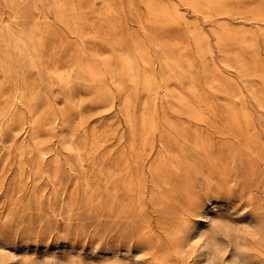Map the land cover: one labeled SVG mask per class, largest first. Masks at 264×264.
Wrapping results in <instances>:
<instances>
[{
	"label": "rangeland",
	"instance_id": "1",
	"mask_svg": "<svg viewBox=\"0 0 264 264\" xmlns=\"http://www.w3.org/2000/svg\"><path fill=\"white\" fill-rule=\"evenodd\" d=\"M147 1L123 0L124 11L121 15L123 30L128 28L131 35L152 43L151 47L146 48L151 54L150 66L139 64L140 74L149 70L158 82L160 74L168 73L161 58L176 57L178 49L170 43L163 47L154 45V41L158 42L163 38L168 41L179 40L181 47L188 49L189 55L194 59L190 76L181 78L179 83L170 80L168 95L161 91H157L155 95L146 92L140 85L130 83L124 74L115 83L110 82L106 76L100 89H105L108 95H116L112 105L99 96L100 89L95 83L83 77H75V71L72 72L74 77L67 84L58 85L53 79H45L40 84V95L34 103L31 119L41 122L49 116L47 111L65 116L68 120L66 125L62 126L59 119L53 122L54 134L50 146H57L59 131L62 134L73 132L71 148L60 149L57 164L53 162V154L50 153L46 174L35 173V178L27 179L25 189L20 190L15 186V154H10L3 170L1 158L5 152L2 148L4 141L5 145L10 146L21 139L19 137L15 142L8 140L9 133L0 135V174L3 178L0 189V264H154L147 246L148 241L159 236L162 245L156 256L170 253L167 250L169 246L165 245V232L172 221L184 225L182 253L157 264H207V238L210 235H214V246L218 245V249L221 247L224 250L219 264H234V260L243 264H264V247L257 236L252 235L251 230L258 215H264V110L254 101L255 93L264 90L262 79L258 75L264 65L260 64L254 74L251 69L243 72L234 67L221 66L220 58L225 59L234 52L235 47L230 46L223 52H218L212 24L226 23L227 18L218 17L211 22L205 15L193 13L182 0H150L157 4L176 3L185 14V20L180 23L153 28L146 22ZM74 2L81 11L91 8L96 12L86 15L87 21L83 24L84 42L80 43L75 33L65 30L69 40L87 51H97L102 57H120L128 51L133 54L132 44H114L112 40L115 34H108L100 22L99 11L108 4L115 5L116 0ZM155 8H159V5ZM230 22L235 27L255 31L256 46L264 63V33L260 26L254 21L244 22L236 16ZM195 24L209 35L213 54L200 51L201 47L192 42L190 30ZM116 35L120 33L117 32ZM237 37L240 39V35ZM187 42L190 43L188 46ZM245 58L251 62V49L248 47L245 48ZM213 61L226 75L244 86L245 105L251 113L253 123L247 129L248 137L238 135L226 127L224 104L230 95L216 83L209 82L211 74L206 71V66L207 69H212ZM181 62L183 63L182 59ZM113 68L120 70L119 63L115 62ZM189 82H194L214 106L216 117L210 115L206 108V120L176 112L178 103L172 94L175 95L178 90L189 93ZM119 89L122 91L119 92ZM125 94L131 96L130 112L134 117V130L126 121V111L122 105ZM189 96L191 100L195 99L193 95ZM235 102L238 108L242 107L240 101ZM153 106L158 113V123L140 162V170H145L147 182L145 206L138 212L135 208L126 206L128 201L123 199V192L115 190L113 182L104 177L112 166L114 156L125 151L131 157V143L134 132L139 131L140 116ZM164 114L176 115L190 129L206 134L210 157L217 163L227 162L233 167L227 181L214 180L207 183L206 176L212 165L206 159V152L195 147L190 140L184 143V138L167 125L163 119ZM93 140L97 143L96 165L86 150L87 144ZM137 146L141 147L139 141ZM77 147L81 154H78ZM172 152H176L192 170L191 201H188L178 187L172 189L171 185L162 182L153 184L154 174L149 172L148 166L161 154L167 157ZM33 156V151L25 155L28 164ZM250 160L256 164L253 175L247 171ZM168 166L175 169L174 164ZM101 174L103 178L98 181L97 187V177ZM90 193H94L92 198ZM169 194L173 197L170 201L165 197ZM114 195L124 204L117 214L109 209ZM65 199L72 203L69 212L63 203ZM146 224L151 225V232H145ZM226 227L230 230L238 227L241 232L244 231L245 238H239L236 251L234 236L229 230L226 231ZM197 228H203L202 235L195 236Z\"/></svg>",
	"mask_w": 264,
	"mask_h": 264
},
{
	"label": "bare ground",
	"instance_id": "2",
	"mask_svg": "<svg viewBox=\"0 0 264 264\" xmlns=\"http://www.w3.org/2000/svg\"><path fill=\"white\" fill-rule=\"evenodd\" d=\"M115 5L108 4L105 9L99 11V17L102 27L108 34H115L112 42L114 44H132L133 54L126 52L120 57L109 55L102 57L97 51L85 50L78 46L76 42L68 39L65 30L75 33L80 41L84 42L83 24H86V15L96 12L95 9L80 10L74 0H0V135L9 133L10 141H20L10 146L2 143L5 152L1 158V169L3 170L11 153L16 156L17 174L15 176V186L22 190L27 179H33L35 173L46 174L47 159L53 154L52 159L55 164L59 161L60 149H70V140L74 133H63L59 131L57 146L51 147L50 140L54 134L53 122L60 120L61 125H66L68 120L65 116H57L49 111L41 122L31 119L34 112V103L37 96L40 95V84L47 78L55 80L56 84L63 85L70 82L73 78L72 72L77 78H85L91 83L101 87L104 77L108 76L110 82L115 83L120 75H126L127 80L135 86H141L146 92L156 94L161 91L168 95V83L170 80L179 83L181 78L190 76V69L194 64V59L188 53V49L181 47L179 40L168 41L167 39L154 41L155 46L163 47L166 44H172L178 51L176 57H162V65L168 70L166 75L160 74L158 82L151 71L146 70L140 74L139 64L144 67L150 66L151 54L148 49L152 43L146 39L131 35L128 28L121 27V15L124 11L123 0H116ZM183 4L195 14L205 15L209 21L213 22L218 17L227 18L226 23L212 24V34L215 37V44L218 52H223L230 46H234V52L227 57L220 58L221 66L224 68L234 67L236 70L251 69L252 74L257 73L261 61L260 53L256 46L255 31L246 27H235L231 20L236 16L244 22L254 21L260 26L264 33V2L258 0H182ZM146 22L152 26L164 27L170 24L180 23L185 20V14L175 4H157L148 0L147 2ZM159 5V8H155ZM73 16V17H72ZM123 30V31H122ZM117 32L120 35H116ZM191 40L194 44L201 47L199 49L206 54H213L209 43V35L203 32L197 24L190 30ZM240 35V39L237 37ZM190 43L187 42V46ZM251 49V62L245 58V48ZM181 59L183 63L181 62ZM120 65V70L113 68L114 63ZM214 62V61H213ZM204 66V64H202ZM66 66L68 70H66ZM210 72V83H216L223 91L230 95L225 99L224 113L226 127L235 131L238 135H247V129L253 126L251 113L245 105L244 86L236 79L226 75L217 65L213 64ZM262 79L264 86V67L258 74ZM209 83V85H210ZM122 90L119 89V92ZM187 91L180 90L172 94L178 103L176 112H184L188 116L199 120H206V111L216 117V109L207 101L206 96L198 90L194 82H189ZM104 101L110 105L114 103L116 95H108V92L101 88L98 92ZM189 94L193 95L191 100ZM171 95V94H170ZM122 98V105L126 111V121L131 129L134 127V117L130 112L131 96L125 94ZM236 100L240 101L242 107L236 106ZM256 105L264 110V90L257 91L254 95ZM147 107V106H146ZM55 115V116H53ZM52 118V119H51ZM163 119L171 130L176 131L178 135L184 138V143L190 140L195 147L202 148L206 152V159L210 163L209 173L206 176L207 183L214 180L227 181L233 172V167L229 163L216 162L210 157L209 142L206 134L196 129H190L189 126L180 121L176 115L164 114ZM190 120V119H189ZM188 120V121H189ZM158 123V113L155 106L147 108L139 120L138 132H134L133 142L131 143V152L129 157L125 151L113 157L111 168L106 172L105 177L111 180L115 190H121L123 196L127 199V207L135 208L140 212L145 206L146 173L141 168L140 162L144 154L146 145L149 144L152 134L155 132ZM225 126V124H224ZM170 140L171 138L168 137ZM137 141L141 147L137 146ZM87 154L96 165V147L95 140L87 144ZM74 148V147H72ZM14 152H11V151ZM34 152L33 160L30 164L24 158L25 155ZM78 154L80 148L77 147ZM162 155V154H161ZM157 157V159L148 166L149 172L153 173L156 185L160 182L171 185L172 189L178 187L185 194L188 201H191L193 177L191 168L186 164L176 152ZM30 160V159H29ZM174 164L175 169L169 167ZM0 169V171H2ZM28 173H27V172ZM248 174L253 175L256 172V164L251 160L247 163ZM150 173V174H151ZM152 175V174H151ZM103 178V174L97 177L98 181ZM3 185L2 174H0V189ZM92 198L94 193H90ZM88 197V195H87ZM169 201L173 198L170 194L165 196ZM89 198V197H88ZM95 198V197H94ZM100 198V197H98ZM70 211L72 203L68 199L63 201ZM124 204L114 195L109 205L113 213H118ZM183 210H185L183 208ZM181 223V222H180ZM179 222L175 224L170 222L166 232V244L170 253L161 257L156 256L161 248V240L148 241V247L154 260V264L160 261H167L170 256H179L183 250V231L184 225ZM252 225V235L257 236L261 246L264 247V215H258L257 222ZM145 232H151V225L146 224ZM230 231L234 236L235 251L239 238H245L244 231L241 232L238 227ZM195 236L203 233V228H197ZM145 234V233H144ZM214 235L207 238V250L205 261L207 264H219L224 250L218 245L214 246ZM237 257V254L234 253ZM234 264H243L234 260Z\"/></svg>",
	"mask_w": 264,
	"mask_h": 264
}]
</instances>
